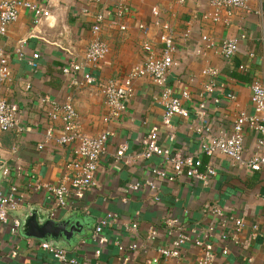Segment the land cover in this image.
Wrapping results in <instances>:
<instances>
[{"label":"crops","instance_id":"0c3cea01","mask_svg":"<svg viewBox=\"0 0 264 264\" xmlns=\"http://www.w3.org/2000/svg\"><path fill=\"white\" fill-rule=\"evenodd\" d=\"M33 1L47 6L49 17L36 25L30 12L20 10L17 21L0 36V47L9 54L12 76L2 88L3 96L19 109L20 132H0V162L8 170V176L0 178V188L6 192L14 186L21 196L12 217L21 220L31 208L53 210V201L43 187L64 178L72 153L54 139L45 138L47 127L52 124L60 128L61 123L50 120V106L42 107L40 100L47 99L53 105L69 101L84 134H111L94 175L95 186L82 198L70 197L67 207L56 214L59 220L72 217L82 225L81 234H75L76 240L63 246L78 264H121L120 259L126 256V264H145L146 260L156 261L153 264H197L202 250L192 244L183 247L178 260L164 262L158 250L169 248L175 237V230L170 233L164 219L177 220L180 231L193 237V231L211 219V215L204 214V206H215L226 218L244 221L243 234L239 236L242 244H226L227 255L221 254L222 244L217 236L211 239L213 264H264V169L251 172L217 156L213 160L216 175L207 186L186 177L172 182L158 177L154 200L143 184L153 177L152 170L162 169L163 164L158 157L146 161L139 157L142 139L156 129L159 145L181 156H199L205 165L209 158L201 154L202 143L213 134L230 132L238 114H252L251 83L264 86V0L249 2L246 9L221 12L217 22L212 20L214 13L208 0H126L122 17L116 16V0ZM100 13L106 20L99 37L109 52L97 71H91L94 84L71 86L70 77L63 75L62 69L70 63L85 65V51L93 39L90 27ZM156 23L169 26L176 44L174 57L178 64L167 77L166 86L175 96L182 91L191 94L192 100L184 104L187 114L173 117L171 128H164L156 88L150 81L139 79L133 84V96L124 114L110 123L103 122L100 83L121 79L139 65L144 59L141 43H148L156 54L160 53L161 29ZM241 36L244 38L240 40ZM202 37L208 42H203ZM230 39L239 40L238 49L224 60L219 49L223 41ZM210 43L214 46L208 47ZM34 56L38 58L33 61ZM30 62L33 66L28 65ZM206 68L219 73L212 96H217L220 103L208 102L210 131L196 115L199 95L207 81L201 75ZM88 71L85 67L84 72ZM81 74L75 75L77 82L82 81ZM228 94L235 99L227 100ZM168 136L174 137L172 142H168ZM255 140L252 132L246 134L247 154L253 150ZM121 144L128 149L119 159L116 152ZM39 145H43L42 149ZM135 185L136 191L130 189ZM107 214L116 217L103 229L107 243L96 257L97 246L90 238L95 225ZM133 221L137 229L132 233L127 228ZM254 225L259 228L255 238L251 233ZM149 229L156 230L154 239L148 238ZM38 242L41 241L24 237L20 230L11 237L3 228L0 264H56L38 247ZM132 243L138 245L135 251L128 250ZM119 247L124 251L120 252ZM14 248L16 254L10 255Z\"/></svg>","mask_w":264,"mask_h":264},{"label":"built area","instance_id":"2783aa9c","mask_svg":"<svg viewBox=\"0 0 264 264\" xmlns=\"http://www.w3.org/2000/svg\"><path fill=\"white\" fill-rule=\"evenodd\" d=\"M104 1V0H97ZM111 1V0H110ZM117 11L116 16L122 17L125 13L126 0H116ZM143 1V0H141ZM253 0H208V5L213 9V21L217 22L221 12L233 9H246L248 3ZM20 10H25L33 15L34 23L37 25L42 20L49 17V9L45 5L37 4L33 0H0V36H4L8 28L17 21ZM157 10H153L156 14ZM106 16L102 13L95 17L94 23L90 27L93 34V39L89 43L84 57L85 65L70 63L62 69L65 76L71 79V86L84 84H94L95 79L91 71H97L100 63L105 59L109 50L106 43L100 40L99 34L102 24L105 22ZM161 29L159 35V43L161 50L159 54L153 50L148 43H141V49L144 54V59L139 65L134 67L125 77L121 79H111L106 82H101L99 87L102 90L104 97L105 115L103 122L110 123L119 119L125 112L128 102L133 96V84L139 79L150 81L152 86L156 88L158 94V103L162 108L161 124L164 128H171V120L175 116H184L187 114L185 103L192 100V96L187 91H182L178 96L174 95L171 88L166 86L167 77L174 68L177 67V60L174 57L176 52V44L172 39L170 28L167 24L156 23ZM141 30H145L144 26H140ZM244 37H240V40ZM203 42H208L207 38L202 37ZM238 39H230L223 41L220 46V55L224 60H229L238 49ZM214 46L210 43L208 47ZM20 57H24L20 55ZM38 56L33 57V61ZM8 52L0 47V132H8L10 130L20 129L17 125V116L19 109L15 104L9 103L3 96V87L11 81V67ZM33 66V63H28ZM90 69L84 72V68ZM83 72V74H81ZM76 74L82 75V81H76ZM207 81L203 84V93L199 95L198 116L203 126H207V131H210L208 126V102H213V105L220 103L219 98L213 97L212 93L216 90V79L219 76L217 70L206 68L201 74ZM250 86V104L252 114L240 113L234 119L231 130L228 133L213 134L206 139L201 146V154L207 156L209 161L203 164L199 156H181L174 154L167 148L159 145V136L156 129H153L141 141V149L139 157L142 160H150L153 157H158L163 164L162 169L152 170L151 180L145 181L143 186L153 194V199L156 200L158 184L157 179H167L174 181L176 178L186 177L193 181L199 182L202 186H207L209 180L216 175L214 158L221 156L226 158L232 164L246 168L251 172H258L264 169V86L259 83H251ZM226 99L233 101L235 97L232 94L226 95ZM42 107L50 106L48 116L51 121H60V128L54 125L47 127L45 130V138L53 140L58 146L68 147L72 153V159L67 164L65 169L66 175L56 184L45 185L43 188L47 191L49 199L53 201L52 215L57 211L67 207V200L74 196L82 198L84 193L95 186L94 175L97 173L100 161L105 154L106 145L108 142V131L89 136L84 134L78 121V115L72 103L67 101L62 105H53L47 99H41ZM200 131V130H199ZM197 131V132H199ZM252 132L256 136L253 150L247 154L245 149L246 134ZM173 136H168V142H172ZM43 145L38 148L42 149ZM128 147L126 144H121L116 152V157L121 159ZM129 163V161H126ZM169 169V171H168ZM0 171L2 177L8 176V170L4 163L0 162ZM130 189L136 191L138 186H132ZM21 196L17 189L11 186L8 191L4 192L0 188V233L3 228L8 230V233L17 236L19 233L20 220L12 217L19 208ZM52 209V208H51ZM203 212L210 216L202 227H197L192 233L193 237L180 231L179 222L177 220L164 219L163 224L169 232L175 230V237L169 248H159L158 252L163 261L178 260L182 253V249L187 244H192L200 248L201 255L197 260V264H213L215 255L211 239L217 236L222 244L221 254L227 255L229 250L226 244L240 246L242 239L239 236L243 234L244 221L242 219L226 218L223 216L220 209L213 206H204ZM116 215L107 214L100 219L95 225L91 235V241L97 246L94 253L98 257L101 253V247L107 243V239L102 236V231L111 222L114 221ZM137 224L133 221L127 228L130 232H135ZM259 232L258 226L251 227L252 236L255 238ZM149 239H154L157 232L154 229H149L147 232ZM38 247L47 252L56 264H78L77 261L70 257L64 249L51 246L44 242H38ZM138 248L136 243L130 244L128 250L135 251ZM17 249L14 248L10 255H15ZM119 251L124 249L119 247ZM251 261V260H247ZM121 264L129 262V258L122 257ZM156 261L146 260L145 264H153ZM164 264V263H163Z\"/></svg>","mask_w":264,"mask_h":264},{"label":"water","instance_id":"95a60500","mask_svg":"<svg viewBox=\"0 0 264 264\" xmlns=\"http://www.w3.org/2000/svg\"><path fill=\"white\" fill-rule=\"evenodd\" d=\"M2 172L0 171V178ZM57 214V213H56ZM50 211L31 208L20 220V232L24 237L47 243L63 249L81 234L82 225L72 217L58 219Z\"/></svg>","mask_w":264,"mask_h":264}]
</instances>
